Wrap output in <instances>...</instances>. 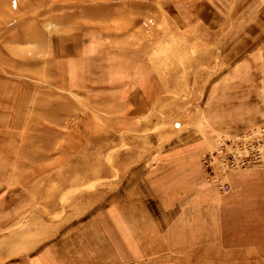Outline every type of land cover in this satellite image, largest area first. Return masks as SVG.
<instances>
[{"label": "rangeland", "instance_id": "rangeland-1", "mask_svg": "<svg viewBox=\"0 0 264 264\" xmlns=\"http://www.w3.org/2000/svg\"><path fill=\"white\" fill-rule=\"evenodd\" d=\"M15 245L26 264H264V0H0Z\"/></svg>", "mask_w": 264, "mask_h": 264}, {"label": "crops", "instance_id": "crops-1", "mask_svg": "<svg viewBox=\"0 0 264 264\" xmlns=\"http://www.w3.org/2000/svg\"><path fill=\"white\" fill-rule=\"evenodd\" d=\"M25 246V245H24ZM18 249V252H17ZM25 251V247H24ZM21 253V245L17 247L15 245L14 250L12 252H4L3 250H0V263H5V264H26L25 261L22 260V255Z\"/></svg>", "mask_w": 264, "mask_h": 264}, {"label": "built area", "instance_id": "built-area-1", "mask_svg": "<svg viewBox=\"0 0 264 264\" xmlns=\"http://www.w3.org/2000/svg\"><path fill=\"white\" fill-rule=\"evenodd\" d=\"M212 179H213L214 182H216V180H214L215 179V175H213V178Z\"/></svg>", "mask_w": 264, "mask_h": 264}]
</instances>
